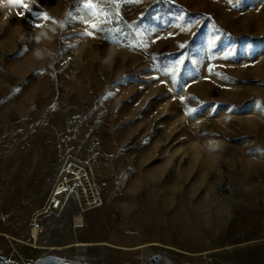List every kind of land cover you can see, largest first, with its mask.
I'll return each mask as SVG.
<instances>
[{"label": "rangeland", "instance_id": "1", "mask_svg": "<svg viewBox=\"0 0 264 264\" xmlns=\"http://www.w3.org/2000/svg\"><path fill=\"white\" fill-rule=\"evenodd\" d=\"M25 2L0 0V264H264V0ZM66 155L101 203L35 230Z\"/></svg>", "mask_w": 264, "mask_h": 264}, {"label": "built area", "instance_id": "2", "mask_svg": "<svg viewBox=\"0 0 264 264\" xmlns=\"http://www.w3.org/2000/svg\"><path fill=\"white\" fill-rule=\"evenodd\" d=\"M69 198L75 199L81 208L101 203L90 165L77 155H66L60 162L43 206L32 214L33 228L42 230L43 219L59 212Z\"/></svg>", "mask_w": 264, "mask_h": 264}, {"label": "snow or ice", "instance_id": "3", "mask_svg": "<svg viewBox=\"0 0 264 264\" xmlns=\"http://www.w3.org/2000/svg\"><path fill=\"white\" fill-rule=\"evenodd\" d=\"M14 2L20 4V6L23 7V8H27L28 7V5L25 2V0H14ZM88 6L91 7V4H89Z\"/></svg>", "mask_w": 264, "mask_h": 264}, {"label": "trees", "instance_id": "4", "mask_svg": "<svg viewBox=\"0 0 264 264\" xmlns=\"http://www.w3.org/2000/svg\"><path fill=\"white\" fill-rule=\"evenodd\" d=\"M168 6V7H167ZM167 6H164V5H160L159 7H158V10H164V11H167V10H172V6H170V5H167Z\"/></svg>", "mask_w": 264, "mask_h": 264}, {"label": "bare ground", "instance_id": "5", "mask_svg": "<svg viewBox=\"0 0 264 264\" xmlns=\"http://www.w3.org/2000/svg\"><path fill=\"white\" fill-rule=\"evenodd\" d=\"M33 232H34V235L36 236V232H35V230H33Z\"/></svg>", "mask_w": 264, "mask_h": 264}]
</instances>
